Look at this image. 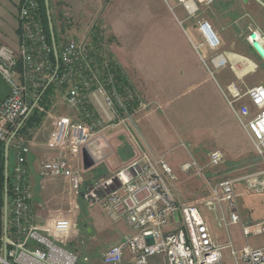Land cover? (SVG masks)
I'll use <instances>...</instances> for the list:
<instances>
[{
	"label": "built area",
	"instance_id": "obj_1",
	"mask_svg": "<svg viewBox=\"0 0 264 264\" xmlns=\"http://www.w3.org/2000/svg\"><path fill=\"white\" fill-rule=\"evenodd\" d=\"M215 1L176 0L187 13V18L196 22L202 41L195 44V49L212 54L208 58L213 67L211 74L231 64L229 58L220 52L222 40L212 24L201 18ZM40 6L39 0H21L18 49L0 44V74L10 86L8 98L0 104V145H6L19 128L54 72L53 48L39 16ZM247 41L264 64V34L259 29H250ZM60 58L63 70L55 81L60 90L64 88L63 91L67 92V103L73 113L56 119L47 147L57 154L42 164L41 174L69 179L76 195L84 194L91 205H100L113 221L123 218L131 225L134 236L125 238L105 252L104 262L120 264L125 252L129 251L136 264H149V259L156 255H163L167 264H264V249H253L248 243L236 248L232 242L221 245L214 239L199 205L181 203L175 197L171 183L176 176L163 159L155 160L142 153L108 179L87 186L83 193V177L79 170H72L70 163L75 159L82 161L83 150H89L97 135L110 127L131 123L136 109L131 110L134 104L138 103L140 110H145L146 105L131 87L120 89L116 85L110 58L91 48L85 40H69L63 46ZM222 91L237 122L256 151L264 156V86L243 90L238 84L230 83ZM115 121H118L116 125ZM111 122L112 126H107ZM10 148L15 154V164L10 171L11 177L9 175V243L5 249L4 189L0 187V264H78L77 252L70 250L66 242L58 243L44 234L36 223L28 164L31 140L19 131ZM223 161L220 150L210 153L212 167ZM194 166V163H185L182 170L189 173ZM1 170L0 161V183ZM258 176L248 181L251 190L264 187V171ZM238 181L221 179L208 204L226 203L229 223L241 226L248 241L251 236L263 233L264 222L249 223L242 218L237 205ZM60 225L66 229L64 222ZM172 226L176 228L168 230ZM149 236L153 237L152 245L147 242Z\"/></svg>",
	"mask_w": 264,
	"mask_h": 264
},
{
	"label": "rangeland",
	"instance_id": "obj_2",
	"mask_svg": "<svg viewBox=\"0 0 264 264\" xmlns=\"http://www.w3.org/2000/svg\"><path fill=\"white\" fill-rule=\"evenodd\" d=\"M101 3L102 5L89 7L86 14L82 12L84 14L82 19H77L80 15H76V17L63 21L65 26H73L77 35H61L62 45L65 46L71 39L85 40L91 48L100 50L106 57L113 59L119 67L121 65V70L129 78L128 82L137 87L135 90L141 97L140 99L146 102L147 99L143 92L146 86L143 72L145 75L147 74V79L151 78L153 71L156 72V58H161L165 50L162 40L169 36L172 37L173 42L179 40V35L185 34L184 31L188 26H193L192 23H195V20H184L187 13L177 4L176 0H101ZM110 9L113 10L114 22L111 21ZM206 14L204 13V17L201 18L205 19ZM58 25L62 27V22ZM112 25L115 26L116 33H119L118 39L114 36ZM250 28L258 29L256 26ZM190 36L196 45L202 41L200 36L197 37L193 33ZM95 37H99L97 44L94 43ZM193 49L197 55L205 56V62L202 61L204 68L209 79L217 86L218 92L208 88V81H202L201 85L205 87L199 88L205 92L198 95L199 92L195 93L198 88L194 90L185 88L181 94H171L168 98V94L163 93L164 99L161 107H158L157 103H152L150 106L146 105L145 110L136 108L134 117L137 116L141 120V117L151 110L155 112L156 117H159L161 121L159 123L163 124L158 125L159 132L155 129L150 131L154 152L161 154V157L155 159L166 161L176 176V180L171 183V189L177 200L185 204L197 203L199 205L201 215L214 239L221 245L232 242L236 248H242L248 243L253 249H264V231L260 235L251 236L246 241L242 234V227L229 223V211L226 203H214L212 206L208 204L212 201L215 186L221 179H237L239 180L236 184L237 205L242 218L249 223L264 222V187L259 186L251 190L248 183L251 178L259 177L258 175L264 171V156L256 151L252 141L237 122L229 107H227L228 109L224 107L223 101L226 103V100L222 94L223 91L221 92L218 86L219 84L223 88L225 80L238 84L243 90H248L256 85L264 86V64L256 59H252V63L243 55L234 53L235 63L211 74L213 67L207 55L211 53L209 51L205 53L204 49L198 50L195 47ZM160 64L162 65V63ZM234 65L235 69H232ZM148 81L150 85H153L150 83V79ZM60 92L61 90L57 89L49 97L45 107L42 105L36 107L39 114H44L41 125L44 124L46 129L38 132L39 126L34 129L28 128L25 132L29 140L33 141V138L37 137V141L42 142L39 146L42 153L40 167L49 154L56 153L47 150L45 145L49 135L45 131L51 128L52 122L54 124L59 116L70 115ZM221 111L224 115L227 114V119L233 118L231 130L229 127H222L217 128L216 134H211L208 129H215L214 115ZM99 112L103 114L102 110ZM132 121L128 125L110 127L91 141L89 150L97 163L101 162L100 157L103 154L100 152L104 147L100 150L94 143L103 139L105 134L113 148L105 146L103 152L106 155L109 153L108 157L114 156L112 150L115 151L119 147L118 155L121 162H125L119 167L132 159L124 160L123 158L124 155L131 153L126 134L128 130L132 129ZM117 122L115 121L114 124L116 125ZM107 124V126H112V122ZM98 136L101 137L98 138ZM214 150H220L224 155L223 163L217 167H212L209 163V155ZM14 160L15 154L11 149L10 171L13 169ZM77 161L75 159L70 164L74 170H79L83 177L82 191L84 193L87 186L94 185L105 177V165L101 164L98 167L96 165L95 168L85 171L82 161ZM185 163L195 164L189 173L182 170V165ZM48 179L61 183L60 179H54V177H48ZM33 194L37 195L38 191H33ZM36 200L40 201L39 197ZM44 203L46 204V202ZM77 204H80L79 209L74 207L75 212L79 215L78 227L80 226L84 232L79 239L82 246L85 247L86 238L84 241L82 237L87 236L86 229L92 225L90 223L92 218L95 220L94 213L97 208L94 205H92L93 208H89L87 201L83 198L79 199ZM50 206L57 209L54 204ZM66 211L67 209L62 214H65ZM105 216L111 221L108 214ZM226 253L228 254L229 251ZM78 264L87 263L81 257ZM149 264H163V262L160 257L156 256L149 259Z\"/></svg>",
	"mask_w": 264,
	"mask_h": 264
},
{
	"label": "crops",
	"instance_id": "obj_3",
	"mask_svg": "<svg viewBox=\"0 0 264 264\" xmlns=\"http://www.w3.org/2000/svg\"><path fill=\"white\" fill-rule=\"evenodd\" d=\"M20 5L21 0H0V44L7 45L15 50L18 49L20 40L18 32ZM50 5L52 15L55 18L57 25L62 22V28L65 29L64 34L71 36L72 34L77 35L76 30H74L75 28L73 26H65L63 21L67 18L76 17V15H80L77 19H82L83 15L88 12L89 7L102 5V3L101 0H50ZM82 12H84V14ZM109 13L112 14V20L111 18L110 20L113 21V10ZM204 13H207L205 16L207 19H205L212 24L214 30L222 40L220 52L224 53L231 63L236 62L233 56L234 53L243 55L252 63V59L260 60L255 54L252 46L247 41V36L251 29L250 27L253 26H256V28L264 34V0H216L215 3ZM184 20H188V18L185 17ZM192 24L193 26H188L186 30L184 29L185 34L182 35L181 33V36L179 35V40H174L173 42V39L170 36L162 40L165 50L161 58H156V72H152L151 78L149 77L147 79V74L145 75L143 72L146 84L143 92L145 93L148 102H144L140 99L141 97L135 90L137 87L134 85L133 87L129 82L131 88L144 105L150 106L152 103H157L159 107L163 104V93L165 95L168 94V98L171 94H181L182 90L185 88L192 90L198 88L195 93L199 92V95L205 92V90H201L202 87H205L201 85L204 81H208V88H211L214 92H218L217 86H215V83L209 79L210 77L204 68L202 56L197 55L193 49V47H195V41L192 38L190 39V35L193 33L199 37L200 33L196 27V22ZM112 29L114 36L118 39L119 33H116L115 26L112 25ZM207 55L208 57L212 56V54L209 53ZM160 63H162V65ZM123 74L126 75L124 71ZM126 77L129 80L128 76ZM149 79L150 83L153 85L149 84ZM230 83L231 82L225 80V86L223 88L218 84L220 91L222 92V90H225ZM60 94L63 96L62 100L66 109L70 112V115H72L73 109H71L67 103V92L61 91ZM223 104L224 107L228 109V106L224 101ZM140 115L143 114L140 113ZM226 116L227 114L224 115L222 111L219 114H215L214 120L212 119L215 129H208V131L211 134H216L218 132L217 128L222 127H229L231 130L233 118L229 117V119H227ZM60 117L63 116H59L58 118ZM159 122L161 121L159 117H156L153 110L145 113V115L141 117V120L137 118V116L134 117L132 129L128 130V133L126 134L131 153L130 155H124V160L130 158L134 159V157H137L142 153L149 154L153 159L161 157V154L154 152L150 134V131L153 129L158 131V125H163ZM45 129L46 128H44L43 124L40 126L38 132L44 131ZM54 129L55 123L53 124L52 122L51 128L45 131L46 134L49 135L48 140ZM48 140L45 145L47 150H49L47 147ZM41 143L42 142L37 141V137L33 138V141H31V154L28 161L31 185L34 192L36 190L38 191L37 195L34 194L33 199V210L36 223L44 234L56 242H66L68 248L77 252L79 254V259L83 257L87 264H106L103 260L105 252L109 251L113 246L120 243L125 238L134 236L135 231L126 219L122 218L118 221H113L111 219V221H109L105 216V214H107L106 211L103 210L100 205L97 204L96 206V204H92L97 208H95L96 210L94 213L95 220L92 218V221L90 222L92 225L86 229L87 236L82 237L83 240L86 238V241L84 240L86 245L83 247L79 238L84 232L80 229V226L78 227L79 215L75 212L74 206L79 209L80 204L78 205L77 201L81 198L87 201L89 208H91L92 205L84 194L79 196L76 195L72 190L69 179L54 177V179H60L61 183H58L55 180L42 176V167H40L42 153L39 148ZM94 144L97 145L96 147L100 150H102L103 147L105 149V146L107 145L111 148L109 138L106 134L103 139L96 141ZM2 147L3 145H0V151L2 150ZM103 150L100 152V154H103L102 157H100L101 162L96 164L97 167L101 164L105 165L103 166L106 175L101 181L108 179L121 168L119 167L121 164L125 163L121 162V158L118 155L119 147L115 151L112 150L114 156L111 157H108L110 154L108 153L106 155ZM56 154L57 153L49 154L45 161L52 159ZM155 155L157 156L154 157ZM71 168L73 171H76L73 169L72 164ZM37 197H39L40 201L36 200ZM44 202H46V204ZM53 204L57 209L50 206ZM66 209V213L62 214ZM63 222L66 224V229H63L60 225ZM175 228L176 226H172L168 230ZM156 256L161 258L163 264H167L163 255ZM156 256L151 258H155ZM120 264L136 263L131 253L127 251Z\"/></svg>",
	"mask_w": 264,
	"mask_h": 264
},
{
	"label": "water",
	"instance_id": "obj_4",
	"mask_svg": "<svg viewBox=\"0 0 264 264\" xmlns=\"http://www.w3.org/2000/svg\"><path fill=\"white\" fill-rule=\"evenodd\" d=\"M45 7H46V12H47V17H48V24H49V31H50V35H51L53 53H54V57L56 60V68H55L53 75L49 79L46 87L44 88L41 96L36 101V103L33 105L29 114L21 122L19 128L10 137L9 141L5 145V168H4V202H5L4 245H5V249H7V245L9 243V238L7 236V218H8V197H9V149H10V145L13 142V140L15 139V137L18 134V132L20 131V129L23 127V125L27 121L28 117L34 111L36 105H38L39 101L41 100V98L44 95V93L46 92V90L54 83V81L56 80V78L58 76L59 70H60V55H59L58 45H57V41H56L54 23H53V19H52L51 8H50V0H45ZM9 94H10V86L6 83L3 76L0 74V104L4 103L6 101ZM96 164H97L96 159L94 158V156L92 155L90 150L84 149L83 154H82L83 169L85 171H89L92 168H94L96 166ZM147 242L149 245H152L154 243L153 237L152 236L147 237Z\"/></svg>",
	"mask_w": 264,
	"mask_h": 264
},
{
	"label": "trees",
	"instance_id": "obj_5",
	"mask_svg": "<svg viewBox=\"0 0 264 264\" xmlns=\"http://www.w3.org/2000/svg\"><path fill=\"white\" fill-rule=\"evenodd\" d=\"M39 1H40V5H41L39 16H40V19H41L42 24L44 26V30L46 32L48 43L52 46L51 35H50L49 24H48V17H47V12H46V7H45V0H39ZM50 8H51V5H50ZM52 19H53V23H54V29H55V35H56V41H57V45H58L59 55L61 56V51L63 48V45H62L63 41H62L61 35H63L65 33V29L60 27L61 28V30H60L59 26L56 23L55 18L53 17V15H52ZM18 32H19V30H18ZM95 38L96 39L94 40V43L97 44L99 37L98 38L95 37ZM51 61L53 63L54 71H55L56 60H55L53 51L51 54ZM110 65H111V68L115 74L116 85L120 89L125 88V87H131L126 76L123 74L121 68L115 63V61H113V59L111 60ZM62 70H63V65H62V61L60 58V70L58 73L59 76L61 75ZM53 73L54 72H52L51 76L53 75ZM47 83H46V85H47ZM46 85H45V87H46ZM57 89H59L57 87V82L54 81V83L46 90V92L42 96L41 100L39 101V105H42L45 107V104L48 102L49 97L52 96L54 94V92L57 91ZM43 90L44 89L41 90V94H42ZM63 90H64V88L61 89V91H63ZM137 106H138V103L134 104V106L132 107L131 110H133V108H137ZM43 117H44V114H39L38 110L35 108L34 111L31 113V115L28 117L24 126L21 128L20 133L25 134V132L28 128L34 129L36 127L41 126V124L43 122ZM4 150H5V145H3L2 150L0 151V161L2 163L1 183H0L1 189H4V168H5V156H4L5 151ZM9 159H10V149H9ZM9 168H10V166H9ZM9 175H10V169H9ZM10 177H11V175H10ZM10 182H11V180L9 179V186H10Z\"/></svg>",
	"mask_w": 264,
	"mask_h": 264
}]
</instances>
